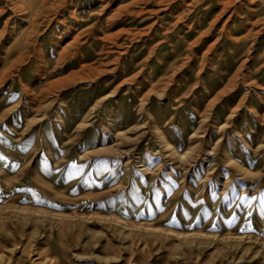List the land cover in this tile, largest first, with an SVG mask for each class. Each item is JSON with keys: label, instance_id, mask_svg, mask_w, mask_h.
Returning a JSON list of instances; mask_svg holds the SVG:
<instances>
[{"label": "rangeland", "instance_id": "obj_1", "mask_svg": "<svg viewBox=\"0 0 264 264\" xmlns=\"http://www.w3.org/2000/svg\"><path fill=\"white\" fill-rule=\"evenodd\" d=\"M0 0V264H264V0Z\"/></svg>", "mask_w": 264, "mask_h": 264}, {"label": "bare ground", "instance_id": "obj_2", "mask_svg": "<svg viewBox=\"0 0 264 264\" xmlns=\"http://www.w3.org/2000/svg\"><path fill=\"white\" fill-rule=\"evenodd\" d=\"M31 2H32L31 5H33V6H35V5H37V4L39 5V3H38L39 0H31ZM38 5H37V6H38Z\"/></svg>", "mask_w": 264, "mask_h": 264}]
</instances>
